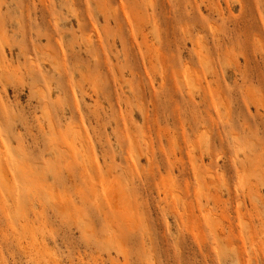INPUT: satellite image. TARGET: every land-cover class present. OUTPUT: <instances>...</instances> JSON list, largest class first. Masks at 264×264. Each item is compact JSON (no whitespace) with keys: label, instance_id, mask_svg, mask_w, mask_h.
Wrapping results in <instances>:
<instances>
[{"label":"rangeland","instance_id":"1","mask_svg":"<svg viewBox=\"0 0 264 264\" xmlns=\"http://www.w3.org/2000/svg\"><path fill=\"white\" fill-rule=\"evenodd\" d=\"M0 264H264V0H0Z\"/></svg>","mask_w":264,"mask_h":264},{"label":"bare ground","instance_id":"2","mask_svg":"<svg viewBox=\"0 0 264 264\" xmlns=\"http://www.w3.org/2000/svg\"><path fill=\"white\" fill-rule=\"evenodd\" d=\"M249 260V259H248Z\"/></svg>","mask_w":264,"mask_h":264}]
</instances>
